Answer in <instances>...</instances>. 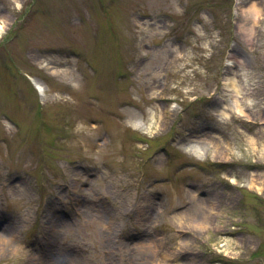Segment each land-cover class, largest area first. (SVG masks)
Returning <instances> with one entry per match:
<instances>
[{
  "label": "rangeland",
  "instance_id": "374dc122",
  "mask_svg": "<svg viewBox=\"0 0 264 264\" xmlns=\"http://www.w3.org/2000/svg\"><path fill=\"white\" fill-rule=\"evenodd\" d=\"M4 21L0 264H264V0H0ZM225 77L246 116H218Z\"/></svg>",
  "mask_w": 264,
  "mask_h": 264
},
{
  "label": "bare ground",
  "instance_id": "6f19581e",
  "mask_svg": "<svg viewBox=\"0 0 264 264\" xmlns=\"http://www.w3.org/2000/svg\"><path fill=\"white\" fill-rule=\"evenodd\" d=\"M252 10L256 13V17L255 19H257L260 15V11L254 6L252 7ZM8 23L6 21L0 23V39L2 37V34L5 32L6 29V25ZM32 82H34L35 87L38 89L39 93L44 96L46 93V87L40 83L38 80L32 78ZM232 83V79L225 77L224 78V88L225 90L227 89L226 87H230L229 85ZM233 89L235 91V93L233 95H230L229 100H231L232 105L229 107L226 103H223L222 106L220 107V109H218V116L222 117V118H230L231 114L228 112L229 108L230 110H234L236 112H238L241 115H245V109L248 108H252V104L250 103V97H248L247 95H245V92L241 89V87L238 85V83L233 82ZM167 114H169V112L167 111ZM136 127L138 126L137 124L135 125ZM191 138H194V142H200L203 139L202 138H209L208 136H206V134L201 135L200 137H190L187 138L185 141L188 142H192ZM254 144L255 140L253 138L250 139V144ZM201 146L194 144L191 145L189 148L187 147L186 150L187 152L193 153L195 156L200 157L199 155L201 154L200 150H201ZM226 157V153L225 150L220 151L219 153V158L220 159H224ZM229 181L232 184H237V181L235 179H229ZM253 185V184H252ZM3 238V237H2ZM186 245V244H185ZM150 246L157 251V247L156 245L150 244ZM160 258L157 259L158 260V264H171V257L168 255L163 254L162 256H159Z\"/></svg>",
  "mask_w": 264,
  "mask_h": 264
}]
</instances>
